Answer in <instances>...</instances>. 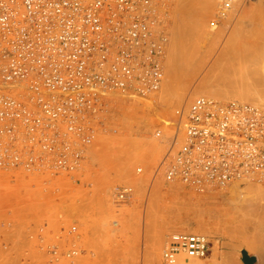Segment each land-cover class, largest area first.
<instances>
[{
	"label": "built area",
	"instance_id": "built-area-1",
	"mask_svg": "<svg viewBox=\"0 0 264 264\" xmlns=\"http://www.w3.org/2000/svg\"><path fill=\"white\" fill-rule=\"evenodd\" d=\"M172 2L0 0V173L75 179L113 130L115 107L131 101L113 93L159 92ZM173 122L155 130L166 152L153 179L205 192L264 178V107L197 96ZM132 193L119 186L114 198ZM161 256L164 264L216 262L211 238L199 232L170 234Z\"/></svg>",
	"mask_w": 264,
	"mask_h": 264
},
{
	"label": "rangeland",
	"instance_id": "rangeland-1",
	"mask_svg": "<svg viewBox=\"0 0 264 264\" xmlns=\"http://www.w3.org/2000/svg\"><path fill=\"white\" fill-rule=\"evenodd\" d=\"M187 19L196 26L191 24L185 30ZM168 26L161 89L151 99L123 93L114 96L131 101L115 107L110 121V129L115 131L96 140L75 179L0 173V264H159L156 259L164 241L182 228L211 238L215 264H246L244 252L256 258L255 264H264V178L234 183L236 193H229L231 184L200 193L178 183L167 184L160 177L153 179V170L166 152L164 141L154 136L155 130L171 125L179 106L201 95L242 102L233 94L217 97L206 90L224 88L227 71L257 67L255 62L240 67L226 52L241 48L249 53L251 46L243 48L248 41L258 47V53L264 52V0H175ZM194 32L206 41L200 43L193 58L185 59L188 46L178 45L182 51L177 52L173 45L184 42L181 36L185 33ZM190 42L187 44L196 45ZM171 55L177 56V64ZM137 167L143 168L142 174L136 173ZM123 185L133 188V196L118 203L114 191ZM194 202H202V206ZM195 206L202 209L200 213ZM189 208L200 215L192 212V217ZM198 217L203 223L196 222ZM233 234L243 236L234 239ZM73 250L76 255H70Z\"/></svg>",
	"mask_w": 264,
	"mask_h": 264
},
{
	"label": "bare ground",
	"instance_id": "bare-ground-1",
	"mask_svg": "<svg viewBox=\"0 0 264 264\" xmlns=\"http://www.w3.org/2000/svg\"><path fill=\"white\" fill-rule=\"evenodd\" d=\"M173 2H175V0H173ZM173 2L172 3H170V5H171V7H172V5H173ZM186 2H188V1H185V4H186ZM171 9V8H170ZM181 9V8H180ZM188 9V8H187ZM170 11V10H169ZM174 11V10H173ZM183 15V14H182ZM168 16H169V12H168ZM168 16H167V25H168ZM182 17V16H181ZM181 17H180V20H181ZM174 18V17H173ZM188 18V17H187ZM190 19V18H189ZM183 21V20H182ZM192 21V20H191ZM194 21V20H193ZM195 23L196 22H193V23H189V21H188V19H187V23L184 25V29L186 30V29H189L190 30V25L191 24H193V25H195ZM176 25V24H175ZM183 26V25H182ZM196 26V25H195ZM193 27V30H194V28H195V30H196V28L197 27H194V26H192ZM183 29V30H184ZM189 30L188 31H186L187 33H189ZM192 30V31H193ZM168 31H169V26H168ZM181 31V30H180ZM183 33V32H182ZM191 33H193V32H191ZM190 33V34H191ZM178 34H180V32L178 33ZM177 34V35H178ZM184 34V33H183ZM181 35V34H180ZM179 35V36H180ZM186 35V36H185ZM185 35L184 36H181V38H183L184 39V37H185V43L183 42V40H182V42L181 43H179V41L177 42V47H178V45H183V46H181V48H183V47H185V48H187V46H188V48H187V52L185 53V55H186V57H184L185 59H188L189 58V56H191V55H196V53H198L197 51L198 50H200V48L202 47V46H199V45H201L200 43H203L204 42V40L206 41V38H204V37H202V35H200V34H198L197 32H194V34H192V35H187L186 33H185ZM240 35V34H239ZM245 35V34H244ZM244 35H242V36H244ZM248 35V34H247ZM169 36H170V33H169ZM192 36V37H191ZM176 37V36H175ZM260 37V36H259ZM180 37H178L177 39H179ZM200 38H202V40L200 39ZM249 38V37H248ZM258 39V38H257ZM263 39V38H262ZM175 40H176V38H175ZM192 40H194V43L196 44V45H192L191 44V46H190V44L188 43L187 44V42L189 41H192ZM248 40V39H247ZM254 41V40H253ZM244 42H247V41H243V44H244ZM251 42V41H250ZM250 42L248 41L247 42V45H248V47L246 46H244L243 48H248L247 50H249V46H251V48H250V50H249V53H244L243 51H242V49L240 48H234V49H232L231 51H232V54H231V52H226L229 56H230V58L232 59V61L234 60V62H238V63H240V67H241V65L243 64V65H246V64H248V65H252V64H254V62H255V64H258L257 65V67L256 68H253V69H248V67L247 68H241V69H244V70H238V69H234V70H231V68H230V70L231 71H227V72H229V73H227V75L226 74H224V77H226V83L224 84V88H222V89H219V88H212V89H208V90H206V92L208 93V94H213V96L215 95V96H217V97H224V96H226V94L228 95V93H230L231 95L233 94L234 95V97H237V98H239L240 100H242V102L243 101H247V102H252V103H254V104H252V103H249V104H251L252 106L253 105H258V106H261V107H264V52H262V53H258L259 52V50H257L256 51V49L255 48H258L255 44H254V46H256L255 48L253 47V45H251L250 44ZM175 43L176 42H174V47H175V49H176V51L177 52H179L178 51V49L180 50V48L178 47H176L175 46ZM190 43H193V42H190ZM193 43V44H194ZM252 43V42H251ZM254 43H256V41L254 42ZM259 43V42H258ZM185 44V45H184ZM204 44V43H203ZM246 44V43H245ZM244 44V45H245ZM250 44V45H249ZM263 43H261V45H262ZM258 45V44H257ZM264 45V44H263ZM262 45V46H263ZM233 46H234V44H233ZM241 46H243V45H241ZM237 47V46H236ZM254 48V49H253ZM260 49L262 48L261 46L259 47ZM175 49H174V51H175ZM229 49V48H228ZM239 49V50H238ZM245 49V50H246ZM263 49V48H262ZM254 50L255 52H257L258 54H255V53H251L252 51ZM180 51H182V50H180ZM251 51V52H250ZM182 53V52H181ZM226 53H224V51H223V54H226ZM180 54V53H179ZM179 54H176V55H178L179 57H180V55ZM173 55V54H172ZM172 55H171V57H172ZM175 55V54H174ZM183 56V55H182ZM181 56V57H182ZM178 57V58H179ZM176 58V59H175ZM191 58H193V56H191ZM229 58V59H230ZM172 59V61L174 60L176 63L175 64H177V56L176 57H172L171 58ZM179 61V60H178ZM227 61H229L228 63L229 64H232V62H230L231 60H227ZM191 63V62H190ZM172 64L173 65H175L173 62H172ZM229 64H228V66H229ZM236 64V63H235ZM234 65V64H233ZM237 65V64H236ZM178 66V65H177ZM228 66H226V69L228 68ZM232 66V65H231ZM239 66V65H238ZM247 66V65H246ZM245 66V67H246ZM253 66V65H252ZM234 67H235V65H234ZM244 67V66H243ZM232 68H233V66H232ZM237 68V67H236ZM250 68V67H249ZM172 76V75H171ZM164 78H165V75H164ZM249 78H251L249 81H248V79ZM223 79V78H222ZM225 79V78H224ZM222 82V81H221ZM163 83H164V79H163ZM163 83H162V85H163ZM162 87V86H161ZM225 88H226V92L224 91L225 90ZM161 89V88H160ZM171 91V90H170ZM116 94H121V93H113V95L115 96ZM222 94H224V95H222ZM235 95H237V96H235ZM201 96H205V95H201ZM206 97H208V98H211V99H214V98H212V97H209V96H206ZM216 100V99H215ZM220 102H222V101H220ZM227 102H229V101H227ZM240 102V101H239ZM181 106H184V105H181ZM181 106H179V107H181ZM175 112H176V110H175ZM169 126H171V127H174L175 126V123L174 122H172L171 123V125H169ZM166 128V127H165ZM165 131H167V130H165ZM166 133V135L168 134V131L167 132H165ZM158 139H160V138H158ZM160 140H162V139H160ZM164 141V140H163ZM165 143V142H164ZM158 151V149L157 150H154V152L156 153ZM159 153H160V151H159ZM156 177H154V179H155ZM3 181V180H2ZM242 181H244V180H241V181H237V182H242ZM246 181H248V180H246ZM1 182V181H0ZM166 183V182H165ZM176 183H178V184H181V185H184V184H182V183H180V182H174V184H176ZM234 183H236V182H233V183H231V185L229 186V185H227V186H229V193H236L237 192V188H238V185H236V184H234ZM167 184H172V183H167ZM252 184H255V183H252ZM251 185V184H250ZM257 185V184H256ZM124 186H128V185H124ZM186 188H190V189H192V190H195V189H193V188H191V187H188V186H186V185H184ZM227 186H224V187H218V188H225V187H227ZM131 187V186H130ZM250 188H255L254 186L253 187H251V186H249ZM248 187V188H249ZM213 188H215V187H213ZM256 188H258V185H257V187ZM255 188V189H256ZM227 189V190H228ZM251 189V190H252ZM255 189H253V191L255 190ZM195 191H197V192H200V191H198V190H195ZM115 192V191H114ZM133 192H134V190H133ZM206 192V191H205ZM200 193H203V192H200ZM228 193V192H227ZM132 195H133V193H132ZM239 201H242V200H239ZM200 203H202V202H199V203H196V204H198L197 206H202ZM191 204V203H190ZM193 204V203H192ZM195 204V202H194V205H196ZM200 204V205H199ZM185 206H189V204H187V205H185ZM192 205H190V207H191ZM197 206H195L196 208H194V210H196V211H198V210H200V209H198L199 207H197ZM206 206H208V205H206ZM194 207V206H193ZM193 207H192V209L191 210H193ZM209 208V207H208ZM181 209V208H180ZM183 209V208H182ZM241 209V208H240ZM202 210V209H201ZM201 210L200 211H198L199 213L201 212ZM239 210V209H238ZM237 210V211H238ZM180 211V210H179ZM206 211V210H205ZM209 211V210H208ZM254 211V210H253ZM192 212L193 211H190V208H189V211H188V213H189V215H190V213H191V216H192ZM196 213L195 211L193 212V215H194V213H195V215H198L199 213ZM240 212V211H239ZM250 212V211H249ZM206 213V212H205ZM209 213V212H208ZM208 213H206V214H208ZM238 213V212H237ZM241 213V212H240ZM186 214H187V211H186ZM242 214V213H241ZM254 214V213H253ZM200 215V214H199ZM198 215V216H199ZM203 215V214H202ZM252 215V214H251ZM237 216H239V215H237ZM189 217V216H188ZM192 217H194V216H192ZM195 218V217H194ZM240 218V217H239ZM235 219V218H234ZM247 219V218H246ZM196 220V219H195ZM202 217L200 218V217H198L197 218V220H196V222H199L200 224L201 223H203L202 222ZM213 220V219H212ZM240 220V219H239ZM242 221L244 220V218L243 219H241ZM240 220V221H241ZM214 221V220H213ZM206 222V221H205ZM208 222V221H207ZM228 222V221H227ZM234 222V221H233ZM247 222V221H246ZM212 223V222H211ZM223 223V222H222ZM232 223V222H231ZM245 223V222H244ZM198 224V223H197ZM226 224V223H225ZM229 224V223H228ZM243 224V223H242ZM223 225V224H222ZM227 225V224H226ZM231 225V224H230ZM238 225V224H237ZM204 226V225H203ZM211 226V225H210ZM219 226H220V224H219ZM232 226V225H231ZM236 226V225H235ZM209 227V226H208ZM214 227V226H213ZM237 227H239V226H237ZM217 228V227H216ZM215 228V229H216ZM225 228V227H224ZM227 228V227H226ZM232 228V227H231ZM174 229V228H173ZM183 229V228H182ZM182 229L181 230H179L178 229V231L179 232H181L182 231ZM207 229V228H206ZM218 229V228H217ZM236 229H238V228H236ZM172 230V229H171ZM174 230H177V229H174ZM174 230H172V232L174 231ZM213 230V229H212ZM227 229H225V231H226ZM231 230V229H230ZM229 230V231H230ZM178 231H175V232H178ZM185 231V229H183V232ZM188 231V230H187ZM196 230H194V231H192V232H195ZM223 231V230H222ZM231 231H233V230H231ZM239 231H241V230H239ZM186 232V231H185ZM227 232V231H226ZM208 235L209 236H211L212 237V234H210V233H208ZM232 235H230L229 237H231ZM241 236H243L242 234H237V236H236V234L234 235L233 234V236H232V238H234V239H238V237L239 238H242ZM155 239H156V237H155ZM158 239V238H157ZM156 239V240H157ZM167 239V238H166ZM158 241H159V239H158ZM157 241V242H158ZM166 241V240H165ZM164 241V242H165ZM217 242V241H216ZM226 242V241H225ZM228 242V241H227ZM227 242L225 243V244H227ZM156 244H158V243H155V245ZM156 246H158V245H156ZM217 246H218V244L216 243L215 244V247L217 248ZM222 246V245H221ZM238 247V246H237ZM215 249V248H214ZM158 250H159V248H158ZM217 250V249H216ZM162 251V250H161ZM213 252H214V250H213ZM217 252V251H216ZM223 252V251H222ZM221 252V253H222ZM161 254V253H160ZM160 254L158 253V259H156V261L158 260V262H159V264H164V262H163V260H162V256H160ZM214 254V253H213ZM219 254V253H218ZM217 256V255H216ZM215 256V257H216ZM156 257V256H155ZM230 257V256H229ZM222 258H224V257H222ZM226 258V257H225ZM225 260H227V259H225ZM162 261V262H161ZM230 261V260H229ZM232 261H234V259L232 260ZM237 262L239 261V260H236ZM221 262H223V261H221ZM228 262V261H227ZM225 263H226V261H225ZM234 263V262H233ZM227 264H230V262L229 263H227Z\"/></svg>",
	"mask_w": 264,
	"mask_h": 264
},
{
	"label": "water",
	"instance_id": "water-1",
	"mask_svg": "<svg viewBox=\"0 0 264 264\" xmlns=\"http://www.w3.org/2000/svg\"><path fill=\"white\" fill-rule=\"evenodd\" d=\"M243 261L246 264H255L256 258L255 257H250L247 255L246 252L243 253Z\"/></svg>",
	"mask_w": 264,
	"mask_h": 264
}]
</instances>
